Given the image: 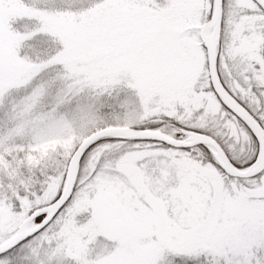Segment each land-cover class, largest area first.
I'll return each instance as SVG.
<instances>
[{"label":"snow or ice","instance_id":"1","mask_svg":"<svg viewBox=\"0 0 264 264\" xmlns=\"http://www.w3.org/2000/svg\"><path fill=\"white\" fill-rule=\"evenodd\" d=\"M0 264H264V0H0Z\"/></svg>","mask_w":264,"mask_h":264}]
</instances>
